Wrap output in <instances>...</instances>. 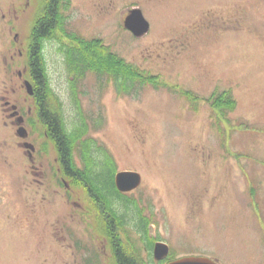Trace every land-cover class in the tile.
I'll use <instances>...</instances> for the list:
<instances>
[{
	"label": "rangeland",
	"instance_id": "1",
	"mask_svg": "<svg viewBox=\"0 0 264 264\" xmlns=\"http://www.w3.org/2000/svg\"><path fill=\"white\" fill-rule=\"evenodd\" d=\"M45 4L0 0V93L6 84L10 102L32 101L23 89L28 74L17 73L24 71L26 46ZM134 8L149 23L139 37L123 25ZM66 15L76 34L101 38L166 84L126 94L111 80L100 87L94 74L74 80L93 147L110 160L107 170L141 175L139 187L126 194L149 221L147 238L134 226L132 210L118 237L143 264L156 263L149 240L165 242L170 258L264 264V0H70ZM63 34L55 32L44 61L71 128L78 112L55 42ZM188 90L191 100L182 94ZM213 92H231L235 108H214ZM36 105L34 162L18 143L15 121L4 124L0 106V264H87L94 256L93 264H115L100 234L102 214L83 186L61 176ZM41 146L48 150H37ZM74 158L82 166L77 152Z\"/></svg>",
	"mask_w": 264,
	"mask_h": 264
},
{
	"label": "trees",
	"instance_id": "2",
	"mask_svg": "<svg viewBox=\"0 0 264 264\" xmlns=\"http://www.w3.org/2000/svg\"><path fill=\"white\" fill-rule=\"evenodd\" d=\"M69 8L70 0H46L42 11L43 15L36 20L31 32L34 46L30 49V60L32 72L38 84L37 115L45 132L57 148L61 176L71 180L74 184L83 186L90 196L92 204L102 214L103 232L100 234L106 237L114 263L143 264L133 247L122 242L118 233L120 228L126 224L124 214L128 210L136 211L138 220L134 226L146 238L149 221L142 216L135 201L129 199L127 194L116 190L114 185L116 170H107L110 160L100 158L103 156L102 152H105L104 149L93 147L94 140L89 136L88 118L85 114L83 115L80 100L78 101L76 98L74 88L77 85L74 81L70 88L73 104L78 114L74 125L71 128L67 126L62 103L52 90L47 76L45 61L40 52L42 41L54 37L55 32L59 31L58 29L70 38L72 43L62 50L67 55V71L73 80H83L87 74H94L101 85L100 87L105 86V81L111 80L117 92L126 94L136 93L143 85L150 84L158 87L166 84L160 81L159 76L145 73L137 66L126 62L102 39H87L72 31L69 16L62 11L69 10ZM182 94L188 95L189 99H192L190 91L184 93L182 91ZM212 98L214 101H210L211 105L219 110L231 111L236 106V100L231 92L220 93ZM52 100L57 104V108L51 107ZM97 125L99 123H94L93 127ZM75 152L78 153L82 166L77 165L74 158ZM153 245L154 243L149 240L147 249L151 250ZM93 259L97 260V257L87 259L86 263L93 264Z\"/></svg>",
	"mask_w": 264,
	"mask_h": 264
},
{
	"label": "flooded vegetation",
	"instance_id": "3",
	"mask_svg": "<svg viewBox=\"0 0 264 264\" xmlns=\"http://www.w3.org/2000/svg\"><path fill=\"white\" fill-rule=\"evenodd\" d=\"M62 11L66 15L68 10H62ZM62 11L60 10V13ZM42 15H43V12L37 17V19L39 17H41ZM3 16H4V14H3ZM223 23L226 24L225 21H223ZM58 30H60V29H58ZM16 38H17V36H15L14 40H16ZM64 38L66 40L67 39L69 40V37L67 35L66 36L64 35L63 38H59V39L55 40V42L57 44V50H58L59 56L62 57L61 58V60H62L61 65H63L67 71V63H66V56L67 55L63 52L62 48H66L69 45V43H67ZM52 41H54L53 37H51V39H44L42 41V46H41L40 52L43 55V58H44V55H45V52L47 49V45ZM32 46H34V41L32 40V37L30 36V40L26 46V51H25L26 64L24 65V69H23L24 71H23V73L21 71H18V73H17V76L19 78H21L23 76V74H28V77L25 78L23 81V87H24L23 89H25V92L29 96V98L32 99L30 105L26 106L24 104V102H22L21 100H18V99H15V100H13V102H10L7 99V92H8L7 86H6V84H4L3 92L0 93V106H1L2 113H3V120H4L3 122L5 125H7L6 119L9 118V120L11 122H12V120L15 121L14 124H15L17 129H18V127H23L25 129V131L21 130L20 133H18V131L16 132L18 139H19L18 143H21V145L23 146V149L28 154L30 161L34 162V150H36V148H35L34 143L30 137V135H31L30 129H34L33 128L34 127V109H33V107H34L35 103L37 104L36 94L38 93V84L34 78V75L32 72V67H31L30 49ZM2 51L6 52L5 42L2 46ZM19 55H21L20 51H19ZM13 58H14V56H11V60ZM3 61H4V64H3L2 68H3L4 74H6L7 73L6 55H4ZM45 67H46V63H45ZM67 74L69 75V83L71 85L72 81H74L73 77L68 73V71H67ZM27 85H30V87H28ZM18 90H22V85L17 87L16 89L11 88V91H18ZM192 94L194 96L193 92H192ZM210 96L213 97L214 92ZM196 99H198V97L195 96V100ZM208 99L209 98L206 97V99H205L206 102L209 101ZM36 107H37V105H36ZM36 116H38V115H36ZM20 117L22 118V122L19 124L18 119ZM37 120H38V117H37ZM27 128L29 129V131H27ZM23 136H25V137H23ZM23 138H26L25 141L23 140ZM45 138H50L46 132H45ZM44 143L45 142H43V145H45ZM27 144L29 146H27ZM37 150H48V149L45 146H41L39 148L37 147ZM53 150H57V148L54 146ZM58 170L60 171L59 168H58ZM172 260H174V259H167L166 258V259L161 260V261H156V263H154V264H168Z\"/></svg>",
	"mask_w": 264,
	"mask_h": 264
},
{
	"label": "water",
	"instance_id": "4",
	"mask_svg": "<svg viewBox=\"0 0 264 264\" xmlns=\"http://www.w3.org/2000/svg\"><path fill=\"white\" fill-rule=\"evenodd\" d=\"M124 28L129 30L134 36L139 37L147 33L149 28L148 21L144 18L139 8L131 9L125 20ZM30 87V85H27ZM22 122V118L18 119V123ZM23 127H18V133ZM25 135V134H24ZM27 146H29L27 144ZM141 183V175L134 170H120L114 175V185L117 191L121 193H129L136 190ZM169 254V246L161 241H157L153 246V258L155 261L164 260ZM168 264H217L214 260L204 256H186L170 261Z\"/></svg>",
	"mask_w": 264,
	"mask_h": 264
}]
</instances>
